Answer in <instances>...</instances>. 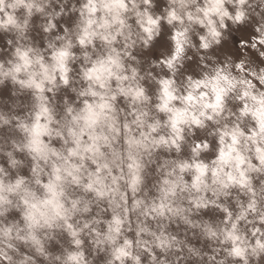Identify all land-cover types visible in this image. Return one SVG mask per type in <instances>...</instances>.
<instances>
[{
    "label": "clouds",
    "instance_id": "1",
    "mask_svg": "<svg viewBox=\"0 0 264 264\" xmlns=\"http://www.w3.org/2000/svg\"><path fill=\"white\" fill-rule=\"evenodd\" d=\"M0 264H264V0H0Z\"/></svg>",
    "mask_w": 264,
    "mask_h": 264
}]
</instances>
